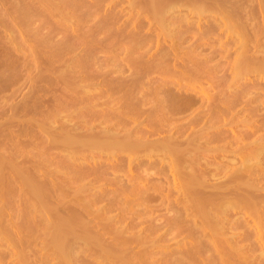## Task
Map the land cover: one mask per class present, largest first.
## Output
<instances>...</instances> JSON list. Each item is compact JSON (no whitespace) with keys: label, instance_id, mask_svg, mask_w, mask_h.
<instances>
[{"label":"rangeland","instance_id":"rangeland-1","mask_svg":"<svg viewBox=\"0 0 264 264\" xmlns=\"http://www.w3.org/2000/svg\"><path fill=\"white\" fill-rule=\"evenodd\" d=\"M150 1L151 0H0V177L3 176L2 178L4 180L0 178V264H64V262L61 263L59 257L53 254L49 249L47 242L50 240L48 238H51L49 236H52L55 227L59 225L57 221L61 220L60 223H62V219H64V221L68 222L69 218L75 221L73 225L77 227V230L73 232L74 229L71 224L70 227H72V229L70 228V230L74 233V237L76 235L78 236L75 237V239L73 235H71L72 233H70L72 236L70 237L72 239L74 238L76 241L67 238L68 241L70 240L68 243H70L71 249H75L76 246L75 251L73 249L71 253H74L75 257L71 255V259L69 260V262H71L68 264H73L74 262V264H127L128 262L131 264H154L155 262V264H205L204 260H206L207 257L206 264H214L212 262L209 263L211 260L213 261L210 255H213V257L215 256L214 262H216V264H222L221 261L224 260L225 262V259L228 264H241V262H244L242 264H250V262H252V264H264V224L261 222L264 220V191H262L264 190V151H261L264 150V148H262L264 146V0H174L175 2L172 1L170 5L173 6L175 4L177 7L171 6V9L167 10L168 13L166 12V15H164L165 12H162V14L161 12H156L151 5L155 0H152L153 2ZM156 2L157 0L155 3ZM170 2L169 0H164L161 4L164 3L163 5H165V3L168 4ZM197 3L199 6L196 5ZM200 3L203 6H201ZM54 4L57 5V7ZM79 5L83 6L80 7ZM85 6L87 8H84ZM148 7L154 12L152 13ZM169 7L170 6H165V8ZM202 7H204V9ZM172 8H174V11ZM175 9H178V11L176 12ZM201 9H203V16L200 13L202 11ZM84 10L86 11L84 12ZM164 11H166V9ZM153 14H155L156 17H160L158 14H161L160 22L162 24L165 22V25L161 26V23L158 22L159 19L156 17L154 18ZM226 16L228 17L226 18ZM162 18L164 19L162 20ZM68 32L71 35H68ZM76 33H78V35ZM128 41L131 42L129 43ZM91 51L94 52L91 53ZM84 53L85 55H82ZM87 60L90 61L87 62ZM253 63L255 65H253ZM153 64H155V67ZM237 64L240 66L239 69H237ZM257 64L263 67L260 68ZM148 65L153 66V71L151 68H148ZM246 65H249L248 67L252 65V70L251 68L245 67ZM156 66L159 67V70L158 68L156 69ZM235 66H237V68ZM163 67L167 69H163ZM160 68L163 70L162 72ZM198 68H201L200 71ZM258 68L260 69L258 70ZM145 70L147 72H145ZM86 72H88V74ZM200 73H202V75ZM200 77H202V79H200ZM51 81H53L52 84L50 83ZM136 82H138V84ZM70 87H72V89ZM81 89L85 91H83L84 93L87 91L90 92L89 94H91V97L87 93V97H85V95L82 96ZM78 90H80V92ZM75 97L76 100L74 99ZM126 102L130 109L126 107L128 106L125 104ZM121 103H123L122 106L126 105V108L121 106L120 111L117 112L122 113L127 110L130 115L134 114L131 115L132 117L129 116L127 111H125L127 113L124 112V114L127 115H122V117L124 116L128 119L123 117L124 120L120 121V114H118V117L117 114L113 116L114 114L112 115L110 112L112 119L105 116H110L109 111L112 109H114L115 112V109L120 107L119 105ZM135 104L138 105L135 110L136 113L132 112L133 110L131 111V109H135ZM159 105L164 108H160ZM157 106L159 107L157 108ZM59 108H62L63 111L59 110ZM123 108L125 109L123 110ZM159 108L160 110L158 111ZM151 109L153 110L152 113H155L153 114V119L150 118L152 116L150 112ZM104 110H108L107 114H105ZM141 110L142 113L140 112ZM155 110L157 111L155 112ZM147 111L150 112L151 115ZM56 112L58 113L56 114ZM103 113L105 115H103ZM55 114L56 116H54ZM156 120L160 122H156ZM188 124L190 125L188 126ZM47 125H49L48 128ZM139 125L141 127L138 130ZM136 126L137 129L135 130H137L138 133L141 132V129L145 130L148 127L149 132L153 129L151 133L147 130L148 133L145 132L144 134V132H142L139 134H144V138L147 137L145 138L146 140H153L152 142H155V144L159 143V146L162 139L169 135L166 139H168L169 145L173 142L176 144V146L174 144L171 145V148H175L174 150L172 149L175 154L170 151L171 148L168 150L169 147H167V145H165V150H163L161 145L160 147L157 146V148L152 146L146 149L143 148L144 146H140V148H143L139 149L140 151L136 149L137 146L135 148L137 152L133 147L132 149H134L133 151L135 153L129 152L132 151V149L129 150L130 148H121L120 150L118 149V155L115 152L117 151L115 148L100 149L102 152L97 151L100 153H97L94 149L93 151L95 152L89 151L88 153V151H86L87 154L83 152V149L82 153L79 154L78 152L81 151L76 149V153L79 155L75 154V152L70 155L71 151L73 152L71 149H75L76 147L70 148L71 151H69V147H62L63 144L60 142L58 143L57 140L58 146H55V137L53 138V134L55 135L56 133L60 137L65 133V130L69 135L70 133L72 135L75 133V135H83L84 138L89 136L88 138L90 139L95 135L93 138L96 139L105 128H110L112 133L113 130L116 129V131H118V129L122 130L121 133H123L124 130L127 132V129L128 131L129 129L134 130ZM53 130L57 132L54 133ZM196 131L199 133V136ZM101 135L103 136V133H101ZM102 136L99 137L102 138ZM195 136L198 137L195 138ZM105 137L103 136V138ZM156 139H159L160 142ZM84 140L89 139L85 138ZM165 140H163V142L167 144ZM185 140H188V142ZM189 140L192 142L190 143ZM179 142L182 146H180ZM253 143L255 146H253ZM190 144H192L194 148H192ZM261 144L263 145L261 146ZM187 145H189V147H191L190 150L194 152H191L189 149H186L187 152H185L186 150H184V148H186ZM252 146H257L256 148L258 149H253ZM260 147L262 148L261 150H259ZM110 149L115 151L113 152L111 150V152H113L111 153ZM252 149L255 153L259 150L260 156H256L259 154L258 151L256 155L253 153L254 155L251 156V159H248L254 167L256 166V169L251 167L252 170H250L248 169L249 166H251L249 163L250 161H245L243 154L249 156L250 151L253 152ZM104 150L106 152L108 151L107 154L110 152L111 157L107 155ZM165 151L168 155H166ZM114 153H116V155H113ZM182 154H184V156H182ZM191 154L194 156L192 157ZM190 158H195L194 160L197 162ZM180 160L183 165L179 162ZM66 162L69 165L66 164ZM185 163H187V165H185ZM246 163L249 164V166ZM175 166L178 167L176 168ZM244 167L250 172H246L247 169L245 170ZM242 168L245 171H243ZM15 170H22L25 172V174L22 171H20V173L18 172L21 175L30 173V176L27 175L31 180L35 179L39 182V185L43 187L41 188L43 190L45 189L47 192L45 193V191H43V193H41L42 197L45 196V198L43 197L42 199L45 205L42 206V203L39 204L41 200L34 201L33 199L35 198L32 199L31 193L26 192L28 191L27 184H25L24 181L23 183L20 182V180L22 181V177L19 179L20 176L19 178L18 174L16 176L17 172L15 173ZM193 171H196V174ZM251 171L252 174L254 172L252 176ZM13 173L15 176H13ZM75 174H77V176ZM255 174L257 175L254 176ZM191 176L192 179L190 180L189 178H191ZM246 177L249 179H244ZM258 177H260V182L257 181ZM186 179H188V182L193 180L192 183L195 188H192L189 184L193 191H191V188L189 189L190 192L184 189L189 187L187 186L188 184H186L188 183ZM240 179L244 181H241L242 184L239 183L240 186L244 185L243 183L252 184V186L250 187V185L247 186L246 184L247 187L242 186L241 189H239L240 191L238 190L239 195L236 193V188L239 186L236 185L240 182ZM252 179L255 181V184ZM183 181L185 183H183ZM256 181L258 185H256ZM38 182L36 183L38 184ZM52 183L54 185L58 184V186L56 185L55 187ZM61 183L64 184L62 185ZM185 184L186 187H184ZM234 185L236 186V190L234 189ZM257 186H259L261 190L256 193V190L259 191ZM9 188L11 189L9 190ZM136 188H138V190ZM242 189H244L243 192ZM62 190L65 193L62 192L61 195ZM232 190L235 193H233ZM245 190H247L248 193H246L247 191ZM193 192L195 195L197 194V196H200L201 200L205 199L204 203L207 202V204L205 203V207L209 208L208 211H210V214H212L213 209H216L214 212H217V206L220 203L219 207L223 209L224 212L221 211V213H218L220 215L225 213L226 215L223 214L224 218L222 219V216L218 218L219 214L217 213L218 216L215 218V213L213 216L216 221L218 218V223L219 219H222L220 223L225 220L228 224L233 223V225L235 222L239 225V222L242 221L239 228H237V231L240 233H235H238L237 237H235L238 240H236L238 245L234 241L235 238L229 243L231 244L233 241V243H235L231 244L233 247L229 245V249H234L236 246H238V249H234L235 251L232 249L234 252L232 254L231 250H228L230 253L228 254L229 257L228 255L227 257H219V254L222 255V250L225 248L224 244L220 247L223 248L221 253L218 255V252L213 253L216 251V247H218L217 251L220 249L219 245H216V247L214 246L215 248L211 246L212 243L209 242L208 237L205 235L206 231L209 232L207 226L205 225L207 229L203 228L204 223L201 219L200 226L199 223H197L199 217L197 216V218L195 217L196 214L194 215L193 211H196L197 208L195 210L193 209L195 206L189 207L193 203L194 205L196 204L194 201L199 200L197 196H195L197 199L192 196L191 193ZM241 193L246 194L243 197ZM187 194L194 198L192 203V199L188 197ZM24 195L26 197H24ZM253 195L258 201L260 199L262 202V204L260 202H258L259 204L257 203L258 205H262L257 207L261 209L260 211L256 210V207L255 210L251 208L254 207L253 205L250 206L251 209L249 211V205L247 206V204L251 201V203H253ZM29 196H31V199ZM240 196L241 200L246 197V202L242 200L245 204L238 199ZM187 198L191 200L188 201ZM235 198L239 201L236 199V201H233L234 204L232 202L231 204L229 201L235 200ZM32 200L36 203L34 204ZM213 202L216 208L214 207L212 209ZM223 202H225L226 205L222 204ZM46 204L47 207L49 206L48 209L45 207ZM237 204L239 205L236 206ZM243 205H246L244 206L245 209L242 207ZM234 209H236V211ZM251 210H254L256 214L258 211V214L255 215L258 219H253L255 213L252 211L254 213L252 214ZM191 213H193V215ZM22 214H24V216ZM189 214H191L192 217ZM260 216H262V218ZM52 217L57 221L54 222ZM214 218L211 217L210 219L212 220ZM227 219H230L231 223H229ZM72 220L70 221L72 222ZM211 220H209V223H211ZM48 221L51 222L49 223L50 226ZM249 221L252 222L250 223ZM257 221L260 224V228H262L260 229L257 225V228H259L261 232L258 233L261 235L255 233L257 232L255 225ZM52 222L57 224H53L54 226H52ZM75 223H77V225ZM227 223H222V225L224 224L227 226ZM224 225L222 230L225 228ZM233 225L232 228L229 227L231 225H228L229 228L226 227L230 231L223 230L226 231L228 237L234 235L232 232H235L234 230L237 226L234 227L233 230ZM201 228H203L204 231H201ZM51 229L52 231H50ZM79 229L82 230L80 231ZM243 229L245 231V234H243L246 236L249 235L248 237H243ZM250 230H255V232H253L254 234L251 232L250 235ZM45 232L47 233L45 234ZM77 232L79 234H77ZM229 232H231V234H229ZM5 233H7V235ZM82 233H84V237ZM85 233L90 235L95 234L96 236L85 235ZM211 233L212 231L209 232V234ZM80 234L82 236L79 238ZM259 236L260 238H258ZM15 237L17 239H15ZM67 237L69 236L67 235ZM240 237H243L244 242L242 239V242L240 241ZM202 241L203 243L206 241V245H210L209 247L207 246L208 248L212 247L215 250L210 248L209 251L206 247L210 253L207 252V250L204 249L206 246L204 244L206 242L202 244ZM218 241L217 243L220 244ZM89 242H94L93 246L91 243L89 244ZM198 242L201 243L199 244ZM96 243L100 244L98 245ZM252 244H254L255 247ZM46 245L48 248H46ZM199 245L200 248L198 247L197 251V246ZM201 246L204 251L201 249ZM239 247H243V249H239ZM199 249L201 250L200 252ZM193 250H195L194 254L192 253ZM211 250L213 251L211 252ZM237 250H244V252L246 253L247 251V253L244 255L243 252V256H241L242 251H240V253L237 252ZM190 252L192 254H190ZM225 252H227V249L224 251L223 255H225ZM234 254H238L240 258ZM133 255L135 258L138 257L139 259H135ZM189 255L192 257L189 258ZM245 256L248 258L249 256L251 257L250 259L247 258L245 261ZM26 257H28V259ZM231 259L233 260L232 263L230 262ZM238 259L242 261L239 263ZM224 262L223 264H226Z\"/></svg>","mask_w":264,"mask_h":264},{"label":"bare ground","instance_id":"bare-ground-1","mask_svg":"<svg viewBox=\"0 0 264 264\" xmlns=\"http://www.w3.org/2000/svg\"><path fill=\"white\" fill-rule=\"evenodd\" d=\"M69 1H70V0H69ZM148 1H149V0H148ZM155 1H156V0H155ZM155 1H154V2H153L152 0L150 1V2H153V4H151L152 7H153V9H154L156 12H158V13L161 12V14H162V12H163V13L165 12L164 15H166L167 10H168V9H169V10L171 9V6H172V5H170V4H172V1L175 2V1H177V0H175V1H174V0H171V2H170V0H169L170 3H168V4L165 3V5H163L164 3L161 4V2H163L164 0H163V1H162V0H161V1H160V0H157V2H159V3H157V2L155 3ZM182 1H183V0H182ZM192 1H193V0H192ZM167 2H168V1H167ZM204 2H205V1H204ZM263 2H264V1H263ZM40 3H41V2H40ZM66 3H67V2H66ZM74 3H75V2H74ZM79 3H80V2H79ZM193 3H194V2H193ZM195 3H196V1H195ZM38 4H39V3H38ZM38 4H37V5H38ZM51 4H52V3H51ZM70 4H71V3H70ZM70 4H69V5H70ZM134 4H135V2H134ZM158 4H159V5H158ZM173 4H174V3H173ZM186 4H187V3H186ZM206 4H207V3H206ZM46 5H48V4H46ZM54 5H55V4H54ZM66 5H67V4H66ZM69 5H68V6H69ZM76 5H77V4H76ZM137 5H138V1H137ZM160 5H161V6H160ZM196 5L199 6L198 3H197ZM196 5H195V6H196ZM200 5H201V3H200ZM20 6H21V4H20ZM35 6H36V5H35ZM55 6L57 7V5H55ZM59 6H60V5H59ZM79 6H80V5H79ZM82 6H83V5H81L80 7H82ZM165 6H170V7H169V8H165ZM173 6H174V7H177L175 4H174ZM173 6H172V7H173ZM195 6H194V7H195ZM201 6H203V5H201ZM205 6H206V5H205ZM208 6H209V5H208ZM49 7H50V5H49ZM76 7H77V6H76ZM38 8H39V7H38ZM54 8H55V7H54ZM54 8H53V10H54ZM77 8H78V7H77ZM84 8H87V7L85 6ZM144 8H145V7H144ZM199 8H200V7H199ZM199 8H197V9H199ZM202 8L204 9V7H202ZM60 9H61V8H60ZM82 9H83V8H82ZM148 9H150V7H148ZM165 9H166V11H164ZM172 9H173V11H174V8H172ZM193 9H194V8H193ZM203 9H201V10H202L201 12L199 11V12L201 13V15H202ZM218 9H219V8H218ZM45 10H47V9H45ZM76 10H77V9H76ZM137 10H138V9H137ZM145 10H146V9H145ZM150 10L152 11V13L154 12L152 9H150ZM220 10H221V9H220ZM85 11H86V10H84V12H85ZM175 11L177 12L178 9H177V10L175 9ZM195 11H196V10H195ZM228 11H229V10H228ZM63 12H64V11H63ZM170 12H171V11H170ZM170 12H169V13H170ZM181 12H182V11H181ZM221 12H222V11H221ZM167 13H168V12H167ZM195 13H196V12H195ZM80 14H81V13H80ZM147 14H148V13H147ZM161 14H158V15L161 17ZM173 14H174V13H173ZM196 14H197V13H196ZM203 14H204V13H203ZM253 14H254V13H253ZM40 15H41V13H40ZM83 15H84V14H83ZM181 15H182V14H181ZM41 16H42V15H41ZM45 16H46V15H45ZM45 16H44V17H45ZM57 16H58V15H57ZM64 16H66V15H64ZM64 16H63V17H64ZM79 16H80V15H79ZM202 16H203V15H202ZM82 17H83V16H82ZM153 17L155 18L156 15L153 14ZM160 17H156V18L159 19L158 22L161 21ZM173 17H174V16H173ZM198 17H199V16H198ZM213 17H214V16H213ZM227 17H228V16H226V18H227ZM202 18H203V17H202ZM47 19H48V18H47ZM83 19H84V18H83ZM163 19H164V18H162V20H163ZM45 20H46V19H45ZM78 20H79V19H78ZM217 20H218V19H217ZM234 20H235V19H234ZM101 21H103V20H101ZM101 21H100V22H101ZM105 21H106V20H105ZM105 21H104V23H105ZM238 21H239V20H238ZM106 22H107V21H106ZM162 22H163V21H162ZM64 23H65V22H64ZM68 23H69V22H68ZM77 23H78V22H77ZM104 23H103V24H104ZM160 23H161V22H160ZM164 23H165V22H163V24L161 23V26H162V25L164 26V25H165ZM166 23H167V22H166ZM235 23H236V22H235ZM235 23H234V24H235ZM51 24H52V23H51ZM59 24H60V23H59ZM69 24H70V23H69ZM82 24H83V23H82ZM167 24H168V23H167ZM238 24H239V23H238ZM238 24H237V26H238ZM100 25H101V24H100ZM68 26H69V25H68ZM79 26H80V23H79ZM210 26H211V25H210ZM244 26H245V25H244ZM71 27H72V26H71ZM77 27H78V26H77ZM81 27H82V26H81ZM102 27H104V26H102ZM106 27H107V26H106ZM157 27H158V26H157ZM211 27H212V26H211ZM62 28H63V27H62ZM78 28H79V27H78ZM238 28H239V27H238ZM239 29H240V28H239ZM65 30H66V29H65ZM96 30H97V28H96ZM106 30H107V29H106ZM171 30H172V29H171ZM66 31H67V30H66ZM92 31H93V30H92ZM238 31H239V30H238ZM246 31H247V30H246ZM263 31H264V30H263ZM239 32H240V31H239ZM83 33H84V32H83ZM94 33H95V32H94ZM161 33H162V32H161ZM66 34H67V33H66ZM76 34L78 35V33H76ZM84 34H85V33H84ZM168 34H169V33H168ZM68 35H71V34H69V32H68ZM68 35H67V36H68ZM90 35H91V34H90ZM135 35H136V34H135ZM242 35H243V34H242ZM246 35H247V34H246ZM83 36H84V35H83ZM92 36H93V34H92ZM92 36H91V37H92ZM132 36H133V34H132ZM137 36H139V35H137ZM243 36H244V35H243ZM253 36H254V35H253ZM74 37H75V36H74ZM91 37H90V38H91ZM133 37H134V36H133ZM139 37H140V36H139ZM147 37H148V35H147ZM149 37H150V35H149ZM238 37H239V36H238ZM254 37H255V36H254ZM256 37H257V35H256ZM86 38H88V37H86ZM90 38H89V39H90ZM92 38H94V37H92ZM92 38H91V39H92ZM134 38H135V37H134ZM235 38H236V37H235ZM252 38H253V37H252ZM81 39H82V38H81ZM143 39H144V38H143ZM79 40H80V39H79ZM110 40H111V39H110ZM138 40H139V39H138ZM178 40H179V39H178ZM246 40H248V39H246ZM64 41H65V40H64ZM69 41H70V40H69ZM82 41H83V40H82ZM91 41H92V40H91ZM141 41H142V40H141ZM128 42H129V41H128ZM130 42H131V41H130ZM130 42H129V43H130ZM139 42H140V41H139ZM171 42H172V41H171ZM61 43H62V42H61ZM61 43H60V44H61ZM132 43H133V42H132ZM110 44H111V43H110ZM64 45H65V44H64ZM69 45H70V44H69ZM130 45H131V44H130ZM139 46H140V45H139ZM63 47H64V46H63ZM91 47H92V46H91ZM102 47H103V46H102ZM245 47H246V46H245ZM36 48H37V47H36ZM85 48H86V47H85ZM127 48H128V47H127ZM129 48H130V47H129ZM74 49H75V48H74ZM135 49H136V48H135ZM177 49H178V48H177ZM59 50H60V49H59ZM66 50H67V49H66ZM87 51H88V50H87ZM163 51H164V50H163ZM172 51H173V50H172ZM190 51H191V50H190ZM54 52H55V51H54ZM88 52H89V51H88ZM93 52H94V51H93ZM93 52L91 51V53H93ZM60 53H61V52H60ZM192 53H193V52H192ZM87 54H88V53H87ZM89 54H90V52H89ZM82 55H85V53L82 54ZM158 55H159V54H158ZM187 55H188V54H187ZM86 56H87V55H86ZM140 56H141V55H140ZM164 56H165V55H164ZM164 56H163V57H164ZM191 56H192V55H191ZM243 57H244V56H243ZM82 58H83V57H82ZM161 58H162V57H161ZM246 58H247V57H246ZM166 59H167V58H166ZM76 60H77V59H76ZM128 60H129V59H128ZM160 60H161V59H160ZM88 61H90V60H87V62H88ZM147 61H148V60H147ZM165 61H166V60H165ZM203 61H204V60H203ZM242 61H243V60H242ZM134 62H135V61H134ZM137 62H138V61H137ZM200 62H201V61H200ZM204 62H205V61H204ZM247 62H248V61H247ZM253 62H254V61H253ZM152 63H153V62H152ZM156 63H157V64H160V63H158V62H156ZM156 63H155V64H156ZM201 63H203V62H201ZM256 63H258V62H256ZM72 64H73V63H72ZM86 64H87V63H86ZM134 64H135V63H134ZM155 64H153V66H154ZM157 64H156V65H157ZM164 64H165V63H164ZM197 64H198V63H197ZM247 64H248V63H247ZM249 64H250V62H249ZM251 64H252V62H251ZM135 65H136V64H135ZM149 65H151V64H149ZM149 65H148V68H151V70L153 71V69H152L153 66H149ZM207 65H208V64H207ZM253 65H255V64L253 63ZM257 65L259 66V64H257ZM78 66H79V65H78ZM146 66H147V65H146ZM158 66H161V65H158ZM158 66H156V69L158 68V70H159V67H158ZM237 66H238V64H237ZM237 66H235V67L237 68ZM242 66H243V65H242ZM248 66H249V65H248ZM248 66L246 65L245 67H248ZM251 66H252V65H251ZM251 66L248 67V68L250 69ZM80 67H81V66H80ZM84 67H85V66H84ZM154 67H155V66H154ZM165 67H167V66H165ZM165 67H163V69H164ZM168 67H169V66H168ZM188 67H189V66H188ZM214 67H215V66H214ZM239 67H240V66H238L237 69H239ZM245 67H244V69H245ZM252 67H253V66H252ZM259 67H260V66H259ZM262 67H263V66H262ZM262 67H260V68H262ZM75 68H76V67H75ZM87 68H88V65H87ZM136 68H137V67H136ZM139 68H140V67H139ZM161 68H162V67H161ZM161 68H160V70H161ZM204 68H205V67H204ZM260 68H258V70H259ZM263 68H264V67H263ZM133 69H134V68H133ZM165 69H167V68H165ZM196 69H197V68H196ZM198 69H199V71H200L201 68H198ZM237 69H235V70H237ZM249 69H248V70H249ZM84 70H85V69H84ZM142 70H143V68H142ZM169 70H171V69H169ZM179 70H180V69H179ZM179 70H178V71H179ZM251 70H252V68H251ZM254 70H256V69H254ZM71 71H72V69H71ZM82 71H83V70H82ZM143 71H144V70H143ZM162 71H163V70H161V72H162ZM237 71H238V70H237ZM243 71H244V70H243ZM88 72H89V71H88ZM88 72H86V73L88 74ZM137 72H138V71H137ZM145 72H147V71L145 70ZM181 73H182V71H181ZM192 73H193V72H192ZM192 73H191V74H192ZM234 73H235V72H234ZM240 73H241V72H240ZM75 74H76V73H75ZM89 74H90V73H89ZM142 74H143V73H142ZM159 74H160V73H159ZM186 74H188V73H186ZM200 74L202 75V73H200ZM91 75H92V73H91ZM91 75H90V76H91ZM135 75H136V74H135ZM138 75H139V74H138ZM140 75H141V73H140ZM140 75H139V76H140ZM183 75H184V74H183ZM204 75H205V74H204ZM210 75H211V74H210ZM210 75H209V76H210ZM239 75H240V74H239ZM145 76H146V75H145ZM192 76H193V75H192ZM52 77H53V76H52ZM180 77H181V76H180ZM183 77H184V76H183ZM187 77H188V76H187ZM206 77H207V76H206ZM140 78H141V77H140ZM142 78H143V77H142ZM159 78H160V77H159ZM192 78H193V77H192ZM192 78H191V81H192ZM247 78H248V77H247ZM59 79H60V78H59ZM155 79H156V78H155ZM198 79H199V78H198ZM200 79H202V77H200ZM241 79H242V78H241ZM78 80H80V79H78ZM78 80H77V82H78ZM129 80H131V79H129ZM184 80H185V79H184ZM239 80H240V78H239ZM255 80H256V79H255ZM53 81H54V80H53ZM53 81H51L50 83L52 84ZM62 81H63V80H62ZM66 81H67V80H66ZM80 81H81V80H80ZM119 81H120V80H119ZM132 81H133V79H132ZM135 81H136V80H135ZM137 81H138V80H137ZM149 81H150V80H149ZM158 81H159V80H158ZM202 81H203V80H202ZM58 82H59V81H58ZM77 82H76V83H77ZM81 82H82V81H81ZM114 82H115V81H114ZM116 82H117V81H116ZM121 82H122V81H121ZM123 82H124V81H123ZM130 82H131V81H130ZM138 82H140V81H138ZM138 82H136V83L138 84ZM155 82H156V81H155ZM167 82H168V81H167ZM133 83H134V81H133ZM136 83H135V84H136ZM140 83H141V82H140ZM217 83H218V82H217ZM65 84H66V83H65ZM125 84H126V83H125ZM152 84H153V83H152ZM162 84H163V82H162ZM192 84H193V83H192ZM119 85H120V84H119ZM153 85H154V84H153ZM175 85H176V84H175ZM215 85H216V84H215ZM235 85H237V84H235ZM256 85H257V84H256ZM260 85H261V83H260ZM66 86H67V85H66ZM78 86H79V85H78ZM108 86H109V85H108ZM111 86H112V85H111ZM122 86H123V85H122ZM182 86H183V85H182ZM244 86H245V85H244ZM129 87H130V86H129ZM134 87H135V86H134ZM200 87H201V86H200ZM70 88L72 89V87H70ZM196 88H197V87H196ZM233 88H234V87H233ZM212 89H213V88H212ZM248 89H249V88H248ZM248 89H247V90H248ZM66 90H67V89H66ZM141 90H142V89H141ZM158 90H159V89H158ZM194 90H195V89H194ZM222 90H223V89H222ZM78 91L80 92V90H78ZM78 91H77V92H78ZM81 91H82V89H81ZM83 91H84V90H83ZM83 91H82V94H81V95H82V96L85 95V97H87V94L90 93V92L87 91V92H86L87 94H86V93H84L85 91H84V92H83ZM160 91H162V90H160ZM160 91H159V92H160ZM203 91H204V90H203ZM72 92H73V91H72ZM132 92H133V91H132ZM145 92H146V90H145ZM159 92H158V93H159ZM234 92H235V91H234ZM75 93H76V92H75ZM239 93H240V92H239ZM243 93H244V92H243ZM249 93H250V92H249ZM145 94H146V93H145ZM204 94H205V93H204ZM225 94H226V93H225ZM77 95H79V94H77ZM81 95H80V96H81ZM90 95H91V94H89V96H90ZM123 95H124V94H123ZM221 95H222V93H221ZM221 95H220V96H221ZM60 96H62V95H60ZM75 96H76V95H75ZM89 96H88V97H89ZM202 96H203V95H202ZM210 96H211V95H210ZM235 96H236V95H235ZM76 97H77V96H76ZM76 97L74 98L75 100H76ZM90 97H91V96H90ZM147 97H148V96H147ZM213 97H215V96H213ZM58 98H59V96H58ZM58 98H57V99H58ZM77 98H78V97H77ZM128 98H129V97H128ZM131 98H132V97H131ZM134 98H135V97H134ZM215 98H217V97H215ZM83 99H84V98H83ZM146 99H147V98H146ZM146 99H145V100H146ZM207 99H208V98H207ZM227 99H228V98H227ZM232 99H233V98H232ZM81 100H82V99H81ZM115 100H116V99H115ZM126 100H127V98H126ZM131 100H132V99H131ZM134 100H136V99H134ZM230 100H231V99H230ZM235 100H236V99H235ZM140 101H141V100H140ZM142 101H143V100H142ZM151 101H152V100H151ZM232 101H233V100H232ZM58 102H59V101H58ZM62 102H63V99H62ZM76 102H77V101H76ZM112 102H114V101H112ZM124 102H125V101H124ZM133 102H134V101H133ZM157 102H158V101H157ZM213 102H214V101H213ZM70 103H71V102H70ZM72 103H73V102H72ZM115 103H116V102H115ZM150 103H151V102H150ZM161 103H162V101H161ZM214 103H216V102H214ZM217 103H218V102H217ZM109 104H111V103H109ZM122 104H123V103H121V104L119 105L120 107H117V108L115 109V110H116L115 112H114V109H112L113 111L109 109V110H110V111H109V114H110V112H111L112 115L114 114L113 116H116L115 114H117V115L120 114V117H121V118L119 119V121H120V120H124L125 117L123 116V117H124V118H123L122 115H127V114H124V112L127 111V110H125L124 112H122L123 114H122V113H118V112L120 111V108H121ZM125 104L128 105L127 102H126ZM129 104H130V103H129ZM136 104H137V103H136ZM136 104H135V106H136L135 109H134V108L131 109V111L133 110L132 112H134V113H136L135 110H136V108H137V106H138V105H136ZM153 104H154V103H153ZM166 104H167V103H166ZM231 104H232V103H231ZM57 105H58V104H57ZM65 105H66V104H65ZM68 105H69V104H68ZM126 105H125V106H126ZM131 105H132V104H131ZM131 105H130V106H131ZM155 105H156V103H155ZM164 105H165V104H164ZM219 105H220V104H219ZM227 105H228V104H227ZM61 106H62V103H61ZM61 106H60V107H61ZM125 106H122V107H125ZM133 106H134V105H133ZM159 106H160V105H159ZM159 106H157V108H158ZM162 106H163V105H162ZM229 106H230V105H229ZM56 107H57V106H56ZM58 107H59V106H58ZM65 107H66V106H65ZM68 107H69V106H68ZM112 107H113V106H112ZM126 107L129 108V105L126 106ZM126 107H125V108H126ZM131 107H132V106H131ZM139 107H140V106H139ZM150 107H151V106H150ZM109 108H110V107H109ZM118 108H119V110H118ZM125 108H123V110H124ZM128 108H127V109H128ZM140 108H141V107H140ZM146 108H147V107H146ZM153 108H154V107H153ZM160 108L163 109L164 107H161V106H160ZM160 108L158 109V111L160 110ZM233 108H234V107H233ZM37 109H38V108H37ZM129 109H130V108H129ZM155 109H156V107H155ZM162 109H161V110H162ZM206 109H207V107H206ZM211 109H212V107H211ZM211 109H210V110H211ZM224 109H225V108H224ZM228 109H229V108H228ZM230 109H231V108H230ZM253 109H254V108H253ZM59 110L63 111L62 108H61V109L59 108ZM68 110H69V109H68ZM123 110H121V111H123ZM142 110H143V109H142ZM142 110L140 111L141 113H142ZM165 110H166V109H165ZM210 110H209V111H210ZM212 110H213V109H212ZM243 110H244V109H243ZM53 111H54V110H53ZM53 111H52V113H53ZM64 111H65V109H64ZM82 111H83V110H82ZM101 111H102V110H101ZM104 111H105V110H104ZM107 111H108V110L105 111V114H107ZM117 111H118V112H117ZM129 111H130V110H129ZM138 111H139V109H138ZM144 111H145V110H144ZM144 111H143V112H144ZM156 111H157V110H155V112H156ZM202 111H203V110H202ZM207 111H208V110H207ZM54 112H55V111H54ZM116 112H117V113H116ZM127 112H128V111H127ZM127 112H125V113H127ZM132 112H131V113H132ZM145 112H146V111H145ZM145 112H144V113H145ZM147 112H148V111H147ZM150 112H151V114H152L151 117H150V115H151ZM150 112H148L150 115H149L148 113H147V115H149V117L152 118V117H153V114H155V113H152V112H153L152 109L150 110ZM163 112H164V111H163ZM203 112H204V111H203ZM228 112H229V111H228ZM38 113H39V112H38ZM48 113H49V112H48ZM57 113H58V112H56V114H57ZM76 113H77V112H76ZM141 113H140V114H141ZM206 113H207V112H206ZM210 113H211V112H210ZM42 114H43V113H42ZM56 114H55L54 116H56ZM77 114H78V113H77ZM81 114H82V113H81ZM100 114H101V113H100ZM105 114L103 113V115H105ZM128 114H129L130 117H132L131 115H134V114H131V115H130L129 112H128ZM138 114H139V113H138ZM160 114H161V112H160ZM166 114H167V113H166ZM166 114H165V115H166ZM239 114H240V113H239ZM241 114H242V113H241ZM48 115H49V114H48ZM59 115H60V113H59ZM75 115H76V114H75ZM112 115L110 114V116H109V115H105V116H106V117L108 116V118H109V117L111 118ZM208 115H209V114H208ZM72 116H73V115H72ZM72 116H71V117H72ZM105 116H104V117H105ZM145 116H146V115H145ZM156 116H158V115H156ZM196 116H197V115H196ZM236 116H237V115H236ZM118 117H119V115H118ZM143 117H144V116H143ZM146 117H147V116H146ZM154 117H155V116H154ZM237 117H238V116H237ZM49 118H50V117H49ZM58 118H59V117H58ZM68 118H69V117H68ZM110 118H109V119H110ZM133 118H134V117H133ZM136 118H137V117H136ZM155 118H156V117H155ZM157 118H160V117H157ZM204 118H205V117H204ZM208 118H209V117H208ZM111 119H112V118H111ZM125 119H128V118L126 117ZM129 119H130V118H129ZM138 119H139V118H138ZM152 119H153V118H152ZM160 119H161V118H160ZM168 119H169V118H168ZM213 119H214V118H213ZM199 120H200V119H199ZM143 121H144V120H143ZM150 121H152V120H150ZM153 121H154V120H153ZM157 121H159V120H156V122H157ZM173 121H174V120H173ZM212 121H214V120H212ZM245 121H246V120H245ZM129 122H130V120H129ZM159 122H160V121H159ZM164 122H165V121H164ZM167 122H169V121H167ZM170 122H171V121H170ZM174 122H175V121H174ZM201 122H202V121H201ZM206 122H207V121H206ZM46 123H47V122H46ZM46 123H45V124H46ZM122 123H124V122H122ZM125 123H126V122H125ZM172 123H173V122H172ZM187 123H188V122H187ZM210 123H212V122H210ZM119 124H120V123H119ZM190 124H191V123H190ZM190 124H188V126H189ZM248 124H249V123H248ZM34 125H35V124H34ZM65 125H66V124H65ZM149 125H150V124H149ZM178 125H179V124H178ZM208 125H210V124H208ZM227 125H228V124H227ZM48 126H49V125H47V128H48ZM122 126H123V125H122ZM161 126H162V125H161ZM179 126H180V125H179ZM248 126H249V125H248ZM33 127H34V126H33ZM33 127H32V128H33ZM36 127H37V126H36ZM111 127H112V126H111ZM133 127H134V126H133ZM140 127H141V126L139 125L138 130L140 129ZM143 127H145V126H143ZM230 127H231V126H230ZM61 128H62V127H61ZM67 128H68V127H67ZM123 128H124V127H123ZM148 128H149V127H148ZM148 128H146L145 130H142V129H141V132H139V133H142V132H144V134H145V132L148 133V132H149ZM188 128H189V127H188ZM231 128H232V127H231ZM65 129H66V128H65ZM121 129H122V128H121ZM135 129H137V126H136V128H134V130H132V129L130 130V129H129V131H128V129H127V132H126V130H124L123 133H121L122 130H119V129H118V131H116V130H117V129H116V130H113V133H112L110 128H105L103 132L100 131L101 133H103V136H104V137L107 135L105 138H103V136H102L101 133H100V134L98 135V137H96V139L93 138L95 135H94L91 139L88 138L89 136L85 137V138H87V139H89V140H84L85 138L83 137V135H78V134L75 135V133H74V135H72L71 133H70V135H69L68 133H66L67 131H65V130H64V132H65L64 134H67V135H64V134L61 133L62 136H60V137H61V139H60L59 135L55 133V132H57V131H56V130H53V132L55 133V135L53 134V138L55 137V139H54L55 142H56V140H57L58 143L60 142L61 144H63L62 147H67V148L69 147V148H68L69 151L73 150V152L71 151V154H70V155H72V153L74 154V152H75V154H77V153H76L77 150H78V151H81V152H78L79 154H81V153H82V149H83V152H85V154H87L86 151H88V153H89V151L91 152V151H93V150L95 149L96 152H97V151H100V149L102 150V149H104V148H108V149H109V148H115V150H117V151L110 149V152H111V150H112L113 152L115 151V152L117 153V155H118V153H119L118 149L120 150L121 148H130L129 150H131L133 147H134V149H135V148L138 146L136 149L139 150V149H143V148H144V149H146V148H150V147H152V146H155V147L157 148V146H159V143H158V144H155V142H152L153 140H152V141L150 140L151 142L148 141V140H146L145 138H147V137L144 138V134L140 135V134L138 133V131L135 130ZM151 129H152V128H151ZM157 129H158V128H157ZM252 129H253V128H252ZM28 130H29V129H28ZM36 130H37V129H36ZM61 130H62V129H61ZM66 130H67V129H66ZM147 130H148V132H147ZM152 130H153V129H152ZM152 130H151V132H152ZM165 130H166V129H165ZM169 130H170V129H169ZM33 132H34V130H33ZM46 132H47V130H46ZM50 132H51V129H50ZM58 132H59V131H58ZM90 132H91V130H90ZM151 132H149V133H151ZM155 132H156V131H155ZM185 132H186V131H185ZM196 132H197V131H196ZM210 132H211V131H210ZM251 132H252V131H251ZM92 133H93V132H92ZM92 133H91V134H92ZM153 133H154V132H153ZM153 133H152V134H153ZM197 133H198V132H197ZM201 133H202V132H201ZM201 133H200V134H201ZM243 133H244V132H243ZM87 134H88V133H87ZM109 134H110V136H109ZM154 134H156V133H154ZM168 134H169V133H168ZM183 134H184V133H183ZM190 134L192 135L191 132H190ZM190 134H189V135H190ZM193 134H194V133H193ZM202 134H204V133H202ZM214 134H215V133H214ZM31 135H32V134H31ZM33 135H34V134H33ZM85 135H86V133H85ZM88 135H89V134H88ZM92 135H93V134H92ZM148 135H149V134H148ZM170 135H171V134H170ZM195 135H196V134H195ZM209 135H210V134H209ZM226 135H227V134H226ZM232 135H233V134H232ZM244 135H245V134H244ZM57 136H58L59 138H58ZM99 136H102V138L99 137ZM108 136H109V137H108ZM146 136H147V134H146ZM151 136H152V135H151ZM168 136H169V135H168ZM168 136H166V138H168ZM171 136H172V135H171ZM198 136H199V133H198ZM198 136H195V138L198 137ZM200 136H201V135H200ZM203 136H204V135H203ZM207 136H208V135H207ZM222 136H223V135H222ZM227 136H228V135H227ZM227 136H226V137H227ZM240 136H241V134H240ZM188 137H192V136H188ZM224 137H225V136H224ZM232 137H233V136H232ZM53 138H52V139H53ZM80 138H81V139H80ZM83 138H84V139H83ZM164 138H165V137H164ZM164 138L162 139V142H161V143H163V144L160 143V146L162 145L163 150H165V149H166V146H165V145H167V147H169V148H168V150H169V149L171 148V145L174 144V142H173V140H172L173 143L171 142L172 144L170 143L171 145H169V143H168V141H167L168 139L165 138V139H166V140H165ZM169 138H171V137H169ZM176 138H177V137H176ZM193 138H194V137H193ZM205 138H206V137H205ZM42 139H43V138H42ZM47 139H48V138H47ZM52 139H51V140H52ZM59 139H60V141H59ZM97 139H98V140H97ZM225 139H226V138H225ZM243 139H244V138H243ZM156 140H157V139H156ZM160 140H161V138H160ZM160 140L158 139L157 141L160 142ZM163 140H165V142L167 141V142H166L167 144H165V143L163 142ZM192 140H194V139H192ZM245 140H246V139H245ZM44 141H45V140H44ZM52 141H53V140H52ZM170 141H171V139H170ZM185 141L188 142V140H185ZM189 141H190V140H189ZM227 141H228V140H227ZM46 142H47V141H46ZM191 142H192V141H190V143H191ZM195 142H196V141H195ZM205 142H206V140H205ZM239 142H240V141H239ZM243 142H244V141H243ZM179 143H180V142H179ZM184 143H185V142H184ZM254 143H255V142H254ZM254 143H253V144H254ZM38 144H39V143H38ZM54 144H55V143H54ZM54 144H53V146H54ZM186 144H187V143H186ZM199 144H200V143H199ZM201 144H202V143H201ZM46 145H47V143H46ZM49 145H50V144H49ZM49 145H48V146H49ZM59 145H60V144H59ZM174 145L176 146V144H174ZM184 145H185V144H184ZM230 145H231V144H230ZM234 145H235V144H234ZM262 145H263V144H261V146H262ZM55 146H58V145H57V142H56V145H55ZM55 146H54V147H55ZM77 146H78V147H77ZM140 146H142V147L144 146V147H143V148H142V147L140 148ZM160 146H159V147H160ZM180 146H182L181 143H180ZM180 146H179V147H180ZM187 146H188V147H187ZM187 146H186V148H184V150H186V149H189V150H190L191 147H192L193 145L190 144L191 147H189V145H187ZM232 146H233V145H232ZM253 146H255V144H254ZM253 146H252V147H253ZM257 146H259V145H257ZM257 146H256V147H257ZM42 147H43V146H42ZM42 147H41V148H42ZM46 147H47V146H46ZM74 147H76V148L70 150V148H74ZM116 147H117V149H116ZM184 147H185V146H184ZM241 147H242V146H241ZM243 147H244V146H243ZM252 147H251V148H252ZM256 147H253V149H254V148H255V149H258V148H256ZM192 148H194V147H192ZM197 148H199V147H197ZM202 148H203V146H202ZM245 148H246V147H245ZM262 148H264V146H263ZM262 148L260 147L259 150H261ZM59 149H60V148H59ZM68 149H67V150H68ZM76 149H77V150H76ZM80 149H81V150H80ZM87 149H88V150H87ZM90 149H91V150H90ZM134 149H132V151H129V152H134V151H133ZM136 149H135V151L137 152ZM152 149H153V148H152ZM172 149L174 150L175 148H171V149H170V151L173 152ZM253 149H252L253 152L250 151V153H252V154H250V153L248 152V153H249V156H248L247 154H246V156H245V154H243V155H244V159H245V161H250V160H248V159H249V158L251 159V156H253L254 154L256 155V154L258 153L259 150L257 151V153H255ZM155 150H157V149H155ZM201 150H202V149H201ZM45 151H46V150H45ZM104 151H105V150H104ZM122 151H123V149H122ZM139 151H140V150H139ZM141 151H142V150H141ZM160 151H161V149H160ZM175 151H176V150H175ZM178 151H180V150H178ZM178 151H177V152H178ZM190 151H191V150H190ZM203 151H204V150H203ZM245 151H246V150H245ZM255 151H256V150H255ZM261 151H264V150H261ZM38 152H39V151H38ZM93 152H95V151H93ZM93 152H92V153H93ZM100 152H102V151H100ZM100 152H97V153H100ZM105 152H106V151H105ZM105 152H104V153H105ZM107 152H108V151H107ZM107 152H106V154H107ZM110 152H109L107 155H110V157H111V153H113V152H111V153H110ZM125 152H126V150H125ZM156 152H157V151H156ZM163 152H164V151H163ZM181 152H182V150H181ZM185 152H187V150H186ZM188 152H189V151H188ZM191 152H194V151H191ZM116 153H114L113 155H116ZM120 153H122V152H120ZM134 153H135V152H134ZM165 153H166V151H165ZM165 153H164V154H165ZM173 153H174V152H173ZM204 153H205V152H204ZM206 153H207V151H206ZM243 153H244V152H243ZM253 153H254V154H253ZM261 153H262V152H261ZM263 153H264V152H263ZM263 153H262V154H263ZM68 154H69V153H68ZM79 154H77V155H79ZM85 154H84V155H85ZM102 154H103V153H102ZM122 154H123V153H122ZM174 154H175V153H174ZM174 154H173V155H174ZM196 154H197V153H196ZM262 154H261V155H262ZM40 155H41V154H40ZM44 155H45V154H44ZM82 155H83V154H82ZM107 155H106V156H107ZM135 155H136V154H135ZM166 155H168V154L166 153ZM189 155H190V154H189ZM191 155H192V154H191ZM258 155L260 156V151H259V154H257L256 156H258ZM4 156H5V155H4ZM88 156H89V155H88ZM103 156H104V155H103ZM119 156H120V155H119ZM162 156H163V155H162ZM182 156H184V154H182ZM193 156H194V155H192V157H193ZM228 156H229V155H228ZM91 157H92V156H91ZM177 157H179V156H177ZM185 157H186V156H185ZM187 157H188V156H187ZM189 157H190V156H189ZM198 157H199V156H198ZM239 157H240V156H239ZM6 158H7V157H6ZM78 158H79V157H78ZM150 158H151V157H150ZM175 158H176V157H175ZM183 158H184V157H183ZM71 159H72V158H71ZM131 159H132V158H131ZM171 159H172V158H171ZM177 159H178V158H177ZM179 159H180V158H179ZM190 159L194 160L195 158H194V159H193V158H190ZM199 159H200V158H199ZM205 159H206V158H205ZM242 159H243V156H242ZM259 159H260V158H259ZM10 160H11V159H10ZM156 160H157V159H156ZM175 160H176V159H175ZM186 160H187V159H186ZM206 160H207V159H206ZM74 161H75V160H74ZM159 161H160V160H159ZM187 161H188V160H187ZM194 161H196V160H194ZM194 161H193V163H194ZM198 161H199V160H198ZM208 161H209V160H208ZM243 161H244V160H243ZM245 161H244V162H245ZM7 162H8V160H7ZM60 162H61V161H60ZM67 162H68V161H67ZM67 162H66V164L69 163V162H68V163H67ZM118 162H119V161H118ZM120 162H122V161H120ZM179 162L181 163V160H180ZM179 162H178V163H179ZM196 162H197V161H196ZM196 162H195V163H196ZM244 162H243V163H244ZM252 162H253V161H252ZM1 163H2V161H1ZM3 163H4V162H3ZM8 163H9V162H8ZM37 163H39V162H37ZM199 163H200V162H199ZM247 163H248V162H247ZM247 163H246V164H247ZM249 163L251 164V166H249V164H247V165L249 166L248 169L252 170L251 167H253V168L256 167V166L254 167V166L252 165L251 161H250ZM256 163H257V162H256ZM256 163H255V164H256ZM174 164H175V163H174ZM181 164H182V163H181ZM196 164H197V163H196ZM64 165H65V164H64ZM68 165H69V164H68ZM119 165H120V164H119ZM122 165H123V164H122ZM163 165H164V164H163ZM182 165H183V164H182ZM185 165H187V163H185ZM192 165H193V164H192ZM211 165H212V164H211ZM35 166H37V165H35ZM58 166H59V165H58ZM120 166H121V165H120ZM151 166H152V165H151ZM226 166H227V165H226ZM19 167H20V166H19ZM70 167H71V166H70ZM78 167H79V166H78ZM80 167H81V166H80ZM86 167H87V166H86ZM118 167H119V166H118ZM146 167H147V166H146ZM175 167H176V166H175ZM177 167H178V166H177ZM177 167H176V168H177ZM242 167H243V166H242ZM91 168H92V167H91ZM93 168H94V167H93ZM113 168H114V167H113ZM120 168H121V167H120ZM129 168H130V166H129ZM139 168H140V167H139ZM147 168H148V167H147ZM262 168H263V167H262ZM14 169H15V168H14ZM19 169H20V168H19ZM89 169H90V168H89ZM122 169H123V168H122ZM159 169H160V168H159ZM178 169H179V168H178ZM178 169H177V170H178ZM210 169H211V168H210ZM230 169H231V168H230ZM238 169H239V168H238ZM244 169L246 170L247 168L244 167ZM248 169L246 170V172L248 171ZM255 169H256V168H255ZM258 169H259V167H258ZM70 170H74V169H70ZM75 170H76V169H75ZM83 170H84V169H83ZM85 170H86V169H85ZM98 170H99V169H98ZM100 170H101V169H100ZM119 170H120V169H119ZM123 170H124V169H123ZM242 170H243V168H242ZM245 170H243V171H245ZM20 171H22V170H20ZM20 171L15 170V173L17 172V173H16V176H17V174H18V178H19V176H20L19 179H21V177H22V181L20 180V182L23 183V181H24L25 184H27V186H28V187H27V188H28V191H26V192H27V193H31L32 199L35 198V199H33L34 201H36V200H37V201H38V200H41V202H40L39 204L42 203V204H41L42 206L45 205V204L43 203V200H42L43 197L45 198V196L42 197V194H41V193H43V191H45V189H44V190L42 189L43 187L39 185V182H38L37 180H35V179H32V180H31V178L29 177V176H30V173H29V174L26 173V175H27V174L29 175V176L27 175V177H26V175H24L25 172L22 171V172H24V174L21 175V174H19ZM94 171H95V170H94ZM137 171H138V170H137ZM259 171H261V170H259ZM5 172H6V171H5ZM18 172H19V173H18ZM22 172H21V173H22ZM68 172H69V171H68ZM82 172H83V171H82ZM84 172H85V171H84ZM92 172H93V171H92ZM92 172H91V173H92ZM95 172H96V171H95ZM146 172H147V171H146ZM193 172H194V171H193ZM238 172H239V170H238ZM240 172H241V171H240ZM248 172H250V171H248ZM257 172H258V171H257ZM2 173H3V172H2ZM194 173L196 174V171H195ZM7 174H8V173H7ZM7 174H6V175H7ZM10 174H11V173H10ZM10 174H9V175H10ZM13 174H14V173H13ZM86 174H87V172H86ZM97 174H98V173H97ZM97 174H96V175H97ZM101 174H102V173H101ZM131 174H132V173H131ZM134 174H135V173H134ZM192 174H193V173H192ZM195 174H193V175H195ZM208 174H209V173H208ZM210 174H211V173H210ZM239 174H240V173H239ZM244 174H245V173H244ZM244 174H243V175H244ZM253 174H254V172H253ZM253 174H252V171H251V176H252ZM258 174H259V173H258ZM263 174H264V173H263ZM75 175L77 176V174H75ZM188 175H189V174H188ZM256 175H257V174H255L254 176H256ZM0 176H1V174H0ZM13 176H15V174H14ZM23 176H24V177H23ZM68 176H69V175H68ZM72 176H73V175H72ZM76 176H75V177H76ZM138 176H139V175H138ZM140 176H141V175H140ZM236 176H237V175H236ZM239 176H240V175H239ZM2 177H3V176H2ZM2 177H0V178H2ZM7 177H8V175H7ZM52 177H53V176H52ZM73 177H74V176H73ZM130 177H131V176H130ZM194 177H195V176H194ZM196 177H197V176H196ZM228 177H229V176H228ZM231 177H233V176H231ZM231 177H230V178H231ZM247 177H248V176H247ZM247 177L244 178V179H249V178H247ZM262 177H263V176H262ZM10 178H11V177H10ZM12 178H13V177H12ZM18 178H17V179H18ZM49 178H50V177H49ZM134 178H135V177H134ZM188 178H189V177H188ZM202 178H203V177H202ZM259 178H260V177L257 178V179H258L257 181H259ZM105 179H106V177H105ZM115 179H116V178H115ZM189 179L191 180V179H192V176H191V178H189ZM235 179H236V178H235ZM250 179H251V178H250ZM2 180H3V178H2ZM7 180H8V179H7ZM11 180H12V179H11ZM33 180H34V181H33ZM110 180H111V179H110ZM148 180H149V179H148ZM186 180H187L186 182H188V179H186ZM198 180H199V179H198ZM205 180H206V179H205ZM254 180H255V179H254ZM0 181H1V180H0ZM3 181H4V180H3ZM17 181H18V180H17ZM35 181L38 182V184H37ZM52 181H53V180H52ZM76 181H77V180H76ZM192 181H193V180H192ZM192 181H190V182H188V183H186V184H188L187 186H189V184H190V186H192V188H195V187L193 186L194 184L192 183ZM232 181H233V180H232ZM241 181H242V180L240 179V182H238V184L236 185V186H239V187L236 188V186L234 185V186H235L234 189H235V188L237 189V190L235 189V190H236V193H238V192L240 191L239 189H241L242 186H246V185H247V186L250 185V187L252 186V184H246V183H243L244 185H241V186H240L239 183H241ZM252 181H253V179H252ZM257 181H256V185H258V184H257ZM11 182H13V181H11ZM68 182H69V181H68ZM116 182H117V181H116ZM242 182H244V181H242ZM248 182H249V181H248ZM248 182H247V183H248ZM259 182H260V181H259ZM50 183H51V182H50ZM110 183H111V182H110ZM183 183H185V182L183 181ZM222 183H223V182H222ZM251 183H252V182H251ZM253 183L255 184V181H253ZM0 184H1V183H0ZM5 184H6V183H5ZM8 184H9V183H8ZM20 184H21V183H20ZM61 184H62V183H61ZM63 184H64V183H63ZM63 184H62V185H63ZM120 184H121V183H120ZM186 184H185L184 187H186ZM191 184H192V185H191ZM241 184H242V183H241ZM245 184H246V185H245ZM3 185H4V184H3ZM41 185H42V184H41ZM52 185H54V184L52 183ZM56 185L58 186V184H56ZM56 185H54V186L56 187ZM65 185H66V184H65ZM219 185H220V184H219ZM260 185H261V184H260ZM7 186H8V185H7ZM11 186H12V185H11ZM23 186H24V185H23ZM190 186H189V187H186V188H184V189H185V190H186V189L189 190V189L191 188ZM247 186H246V187H247ZM253 186H255V185H253ZM261 186H262V185H261ZM41 187H42V188H41ZM52 187H53V186H52ZM78 187H79V186H78ZM182 187H183V186H182ZM196 187H197V186H196ZM228 187H229V186H228ZM17 188H18V187H17ZM46 188H47V187H46ZM63 188H64V187H63ZM69 188H70V187H69ZM192 188H191V189H192ZM231 188H232V187H231ZM254 188H256V187H254ZM257 188L259 189V186H257ZM257 188H256V189H257ZM262 188H263V187H262ZM1 189H2V188H1ZM10 189H11V188H9V190H10ZM18 189H20V188H18ZM18 189H17V191H18ZM50 189H51V188H50ZM61 189H62V188H61ZM65 189H66V188H65ZM78 189H80V188H78ZM101 189H102V188H101ZM136 189L138 190V188H136ZM136 189H135V190H136ZM139 189H140V187H139ZM142 189H143V188H142ZM170 189H172V188H170ZM203 189H204V188H203ZM217 189H218V188H217ZM220 189H221V188H220ZM232 189H233V188H232ZM234 189H233V190H234ZM251 189H252V188H251ZM251 189H248V190H251ZM3 190H4V188H3ZM59 190H60V189H59ZM82 190H84V189H82ZM99 190H100V189H99ZM103 190H104V189H103ZM135 190H134V191H135ZM144 190H145V189H144ZM180 190H181V189H180ZM194 190H195V189H194ZM213 190H214V189H213ZM233 190H232V191H233ZM235 190H234V191H235ZM238 190H239V191H238ZM260 190H261V189H259V191L256 190V193H257V192H260ZM55 191H57V190H55ZM84 191H85V190H84ZM119 191H120V190H119ZM124 191H125V190H124ZM181 191H182V190H181ZM191 191H193V189H192ZM221 191H222V190H221ZM224 191H225V190H224ZM234 191H233V193H235ZM243 191H244V189H242V192H243ZM245 191H247V190H245ZM252 191H254V190H252ZM262 191H264V190H262ZM15 192H16V191H15ZM59 192H60V191H59ZM62 192H64V191H63V190L61 191V195H62ZM82 192H83V191H82ZM189 192H190V190H189ZM219 192H220V191H219ZM3 193H4V192H3ZM16 193H17V192H16ZM18 193H19V192H18ZM24 193H25V191H24ZM45 193H47V192L45 191ZM64 193H65V192H64ZM113 193H114V192H113ZM134 193H135V192H134ZM246 193H248V191H247ZM246 193H241V194H243V195H241V196L244 197ZM250 193H251V191H250ZM256 193H255V196H256ZM97 194H98V193H97ZM106 194H107V192H106ZM109 194H111V193H109ZM121 194H122V192H121ZM191 194H192L193 197L197 196V194L195 195L194 192L191 193ZM217 194H218V193H217ZM224 194H225V193H224ZM238 194H239V193H238ZM252 194H253V193H252ZM252 194H251V195H252ZM0 195H1V194H0ZM3 195H4V194H3ZM27 195H29V194H27ZM116 195H117V194H116ZM187 195H188V194H187ZM226 195H227V194H226ZM239 195H240V194H239ZM239 195H238V196H239ZM31 196H29V198H30ZM64 196H65V195H64ZM81 196H82V195H81ZM100 196H101V195H100ZM110 196H111V195H110ZM132 196H133V195H132ZM138 196H139V195H138ZM146 196H147V195H146ZM217 196H218V195H217ZM241 196H240L239 198H238V197H237V198L241 200ZM249 196H250V195H249ZM255 196L253 195V200H254L253 203H254V204L251 203L252 201H251V202L248 201L249 204H247V206L249 205V206H248L249 211H250L251 208H254V210H255V207L257 208L258 206H262V205H261V204H262L261 200L259 199V201H258V200H257L258 197L256 196V197H257V199H256ZM260 196H261V194H260ZM260 196H259V197H260ZM24 197H26V196L24 195ZM77 197H78V196H77ZM102 197H103V196H102ZM147 197H148V196H147ZM169 197H170V196H169ZM188 197H190V198L192 199V201H191V203H192V202L194 201V200H193L194 198H192L190 195H188ZM197 197L199 198V200L194 201L196 204L194 205V203H193V204H192L193 206L191 205V206H189V207H194V206H195V208H193V209H195V210H196V208H197L196 211H193V212H194V215L196 214L195 217H197V216L199 217V218L197 217L199 220L196 218V219L198 220L197 223H199V225L201 226L200 222L203 220V223H204V224L202 223L203 226H204L203 228H205V229L208 228L209 232L212 231L211 234H209L208 231H206V234H205L206 237H208L209 242L212 243L211 246H212L213 248H215L216 245H217V246L219 245V248L222 247L223 244H224V247H225V248H226V246H227L226 249H227V252H228V253L225 252V255H223L224 251H226L225 248H224V249H223V248H220V249L217 251L218 247H216V248H215L216 251H214L213 253H215V252L217 253V252H218V253H217V255H218L219 253H221V250H222V249H223V250H222L223 253H221L222 255L219 254V257H221V256H223V257H227V255L230 254V253H229L230 250H231V254L234 253V252L232 251L233 248H232V249H229V245H231L234 241H235V243L238 245V242H236L237 238H235V237H237V234L240 233V232L237 231V228H239V225H240V223H242V221L239 222V225H238L235 221H234L235 224L233 225V223L230 222V219H229V220L227 219V220H228L229 223H231V224H228L225 220H224L225 222L223 221V222L220 223V221L224 218V217H223V214H225V213H223V212H224L223 209H221V208L219 207V204H220V203H219L218 206H217V207H218V208H217V212H214V211H216V209H215V210L213 209V208L215 207V205H214V202H215V201L213 202V207H212V209H213L212 211H213V212H212V214H210V211H208L209 208H206V207H205L206 204H207V202H205L206 204L204 203V200H205V199H204V200H203V199L201 200L200 196H197ZM201 197H202V196H201ZM227 197H228V196H227ZM246 197H247V195H246ZM246 197H245V198H246ZM250 197H252V196H250ZM107 198H108V197H107ZM141 198H142V197H141ZM195 198H196V197H195ZM206 198H207V197H206ZM222 198H223V197H222ZM237 198H235V200H231V201H229V202H230V203H231V202L233 203V201H236ZM245 198H244V199L242 198V200H244V202H246V199H245ZM261 198H263V197H261ZM30 199H31V198H30ZM104 199H105V198H104ZM131 199H132V198H131ZM133 199H134V198H133ZM137 199H138V198H137ZM169 199H170V198H169ZM191 199H189V200H191ZM196 199H197V198H196ZM196 199H195V200H196ZM230 199H231V198H230ZM238 199H237V201H239ZM248 199H249V198H248ZM255 199H256V201H255ZM24 200H25V199H24ZM24 200H23V201H24ZM33 200H32V202H34ZM99 200H100V199H99ZM101 200H102V199H101ZM140 200H141V199H140ZM187 200H188V198H187ZM189 200H188V201H189ZM200 200H201V202H200ZM223 200H224V199H223ZM242 200H241L240 202L244 203ZM250 200H251V199H250ZM263 200H264V199H263ZM52 201H53V200H52ZM90 201H91V200H90ZM93 201H94V200H93ZM111 201H112V200H111ZM138 201H139V200H138ZM170 201H171V200H170ZM224 201H226V200H224ZM44 202H45V201H44ZM114 202H115V201H114ZM127 202H128V201H127ZM175 202H176V201H175ZM198 202H200V203H198ZM211 202H212V200H211ZM227 202H228V201H227ZM255 202H256V203H255ZM258 202H260L261 204L258 205V204H259ZM29 203H30V202H29ZM35 203H36V202H34V204H35ZM45 203H46V202H45ZM115 203H116V202H115ZM136 203H137V202H136ZM202 203L205 204V205H203ZM232 203H231V204H232ZM242 203H241V205H242ZM257 203H258V204H257ZM37 204H38V202H37ZM37 204H36V205H37ZM81 204H82V203H81ZM209 204H211V203H209ZM222 204L226 205L225 202H223ZM227 204H228V203H227ZM233 204H234V203H233ZM235 204H236V203H235ZM244 204H245V203H244ZM87 205H88V204H87ZM189 205H190V203H189ZM201 205H202V206H201ZM229 205H230V204H229ZM238 205H239V204H237L236 206H238ZM252 205H253L254 207H251V208H250V206H252ZM29 206H30V205H29ZM34 206H35V205H34ZM211 206H212V205H211ZM233 206H234V205H233ZM244 206H246V205H243L242 207L244 208ZM37 207H38V206H37ZM37 207H36V208H37ZM45 207L48 209L49 206L47 207V204H46ZM89 207H90V206H89ZM202 207H203V208H202ZM222 207H223V206H222ZM24 208H25V207H24ZM43 208H44V207H43ZM147 208H148V207H147ZM184 208H185V207H184ZM204 208H205V209H204ZM215 208H216V207H215ZM236 208H238V207H236ZM246 208H247V207H246ZM248 208H247V209H248ZM261 208H262V207H261ZM44 209H45V208H44ZM44 209H43V210H44ZM57 209H58V208H57ZM74 209H75V208H74ZM180 209H181V208H180ZM186 209H188V208H186ZM193 209H192V210H193ZM239 209H240V208H239ZM244 209H245V208H244ZM37 210H38V209H37ZM41 210H42V209H41ZM184 210H185V209H184ZM190 210H191V209H190ZM219 210H220V211H219ZM228 210H229V208H228ZM234 210L236 211V209H234ZM254 210H251V212H252V211L254 212ZM256 210L260 211L261 209H260V208H257ZM47 211H48V210H47ZM197 211H198V213H197ZM221 211H223V212H222L223 214L220 215L218 212L221 213ZM258 211H257V214H258ZM33 212H34V211H33ZM42 212H44V211H42ZM42 212H41V213H42ZM45 212H46V211H45ZM188 212H189V211H188ZM191 212H192V211H191ZM195 212H196V213H195ZM240 212H241V211H240ZM246 212H247V211H246ZM253 212H252V214L255 213V214L253 215V217H254L253 219H254V220L258 219V218L255 216V215H257L256 212H254V213H253ZM1 213H2V212H1ZM38 213H39V212H38ZM179 213H180V211H179ZM215 213H216L215 218L218 216V214H219L218 218H221V216H222V219H219V223H220V225H219V223H218V218H217V221H216V219H215L214 216H213V215H215ZM217 213H218V214H217ZM226 213H227V212H226ZM30 214H33V213H30ZM191 214L193 215V213H191ZM191 214H189V215L191 216ZM236 214H237V213H236ZM249 214H250V213H249ZM260 214H261V213H260ZM1 215H2V214H1ZM22 215L24 216V214H22ZM28 215H29V214H28ZM36 215H37V214H36ZM225 215H226V214H225ZM225 215H224V216H225ZM263 215H264V214H263ZM33 217H34V216H33ZM43 217H44V216H43ZM69 217H70V216H69ZM69 217H68V218H69ZM74 217H75V216H74ZM191 217H192V216H191ZM193 217H194V216H193ZM195 217H194V219H195ZM211 217H213L215 220H214V219L211 220V219H210ZM227 217H228V216H227ZM243 217H244V216H243ZM250 217H251V216H250ZM255 217H256V218H255ZM260 217L262 218V216H260ZM47 218H48V217H47ZM47 218H46V219H47ZM52 218H53V217H52ZM230 218H231V217H230ZM247 218H248V217H247ZM27 219H28V218H27ZM33 219H34V218H33ZM59 219H60V218H59ZM200 219H201V221H200ZM225 219H226V218H225ZM14 220H15V219H14ZM22 220H23V222L25 223V221H24L23 218H22ZM29 220H30V219H29ZM53 220H54V218H53ZM62 220H63L62 223H60L61 220H60V221L54 220V222L57 221V223H58L59 225L55 227V230H53V232H52V236H49V237H51V238H48V239H50V240H48L47 245L49 246V249L53 252V254H55L56 256L59 257V260H61V261H60L61 263L64 262V264H68V263L71 262V261L69 262V260L71 259V255L74 256V253L71 254V253L73 252V249H74V248L71 249L70 243H68V242H70V240L68 241L67 238L70 239V238L72 237L71 235L74 234L73 232H75V231L77 230V227H75V226L73 225V222H75V221H73V220L70 219V218L68 219V222L64 221V219H62ZM70 220H72V222H71ZM78 220H79V219H78ZM169 220H170V219H169ZM189 220H190V219H189ZM206 220H207V221H206ZM209 220H211V223H209ZM235 220H236V217H235ZM245 220H246V219H245ZM254 220H253V222H254ZM49 221H50V220H49ZM49 221H48V224L51 223V222H49ZM69 221H70V222H69ZM247 221H248V220H247ZM258 221H259V220H258ZM258 221H257V224L254 223V224L256 225L257 232H255L256 229L254 228L255 230H250V231H249V232H250V235H251V232H252V233H253V232H255V233L260 232V231H259L260 224L258 223ZM263 221H264V220H263ZM263 221H261L262 224H264ZM54 222H52V226H54V225L57 224V223L55 224ZM119 222H120V221H119ZM136 222H137V221H136ZM168 222H169V221H168ZM171 222H172V221H171ZM191 222H192V221H191ZM249 222H250V221H249ZM251 222H252V221H251ZM251 222H250V223H251ZM134 223H135V222H134ZM150 223H151V221H150ZM205 223H206V224H205ZM208 223H209V224H208ZM222 223H225V224L227 223V226L223 224L224 227H225L223 230H229V229H227V228H229V227L232 228V225H233V230H234V227L237 226L236 229L234 230L235 232H232V231H231L232 233H234V235L232 234L233 236H229V237H228V236L226 235V231H223V230H222V228H223ZM244 223H245V222H244ZM247 223H248V222H247ZM53 224H54V225H53ZM71 224L73 225V226H72L73 229H74L73 232H71V230H70V228L72 229V227H70ZM75 224L77 225V223H75ZM106 224H107V223H106ZM172 224H173V223H172ZM174 224H175V223H174ZM177 224H178V223H177ZM252 224H253V223H252ZM262 224H261V225H262ZM28 225H29V221H28ZM86 225H87V224H86ZM110 225H111V224H110ZM167 225H169V224H167ZM195 225H196V224H195ZM205 225L207 226V228H206ZM228 225H231V226L228 227ZM244 225H245V224H244ZM244 225H243V227H244ZM257 225H258L259 228H257ZM47 226H48V225H47ZM49 226H50V224H49ZM49 226H48V227H49ZM78 226H79V224H78ZM90 226H92V225H90ZM97 226H98V225H97ZM100 226H101V225H100ZM116 226H117V225H116ZM164 226H165V225H164ZM249 226H250V225H249ZM249 226H248V227H249ZM263 226H264V225H263ZM7 227H8V226H7ZM18 227H19V226H18ZM168 227H169V226H168ZM193 227H194V226H193ZM226 227H227V228H226ZM51 228H53V227H51ZM83 228H84V227H83ZM87 228H88V227H87ZM94 228H95V227H94ZM160 228H161V227H160ZM173 228H174V227H173ZM173 228H172V229H173ZM177 228H178V227H177ZM203 228H201V231H204ZM252 228H253V227H252ZM263 228H264V227H263ZM95 229H96V228H95ZM155 229H156V228H155ZM194 229H195V228H194ZM196 229H197V228H196ZM199 229H200V228H199ZM247 229H248V228H247ZM247 229H246V231H247ZM249 229H250V228H249ZM260 229H262V228H260ZM4 230H5V229H4ZM45 230H46V229H45ZM79 230H80V229H79ZM81 230H82V229H81ZM81 230H80V231H81ZM112 230H113V229H112ZM159 230H160V229H159ZM210 230H211V231H210ZM231 230H232V229H231ZM10 231H11V228H10ZM18 231H19V230H18ZM50 231H52V229H51ZM133 231H134V230H133ZM197 231H198V230H197ZM229 231H230V230H229ZM243 231H244V229H243ZM3 232H4V231H3ZM5 232H6V231H5ZM86 232H87V231H86ZM118 232H119V231H118ZM135 232H136V231H135ZM135 232H134V233H135ZM173 232H174V230H173ZM223 232H225V233H223ZM231 232H229V234H231ZM236 232H238V233L235 234ZM249 232H248V233H249ZM46 233H47V232H45V234H46ZM48 233H49V232H48ZM70 233H72V234L70 235ZM102 233H103V232H102ZM145 233H146V232H145ZM207 233H208V234H207ZM243 233L245 234V231L242 232V234H243ZM248 233H246V234H248ZM260 233H261V232H260ZM262 233H263V232H262ZM0 234H1V233H0ZM5 234L7 235V233H5ZM39 234H40V233H39ZM49 234H50V233H49ZM75 234H76V233H75ZM77 234H79V233L77 232ZM83 234H84V233H82V235H83ZM97 234H98V233H97ZM173 234H174V233H173ZM224 234H225L226 236H225ZM244 234H243V237H244V236H245V237H248V236H249V235L246 236V235H244ZM253 234H254V233H253ZM6 235H5V237H6ZM12 235H13V233H12ZM67 235H68L69 237H67ZM82 235L80 234V235H79V238H80ZM85 235H90V234L85 233ZM93 235L96 236L95 234H93ZM93 235H90V236H93ZM101 235H102V234H101ZM123 235H124V234H123ZM125 235H126V234H125ZM135 235H136V234H135ZM174 235H175V234H174ZM203 235H204V234H203ZM208 235H209V236H208ZM235 235H236V236H235ZM258 235H261V234L258 233ZM70 236H71V237H70ZM77 236H78V235H76L75 237H77ZM94 236H93V237H94ZM114 236H115V235H114ZM121 236H122V233H121ZM136 236H137V235H136ZM240 236H241V234H240ZM16 237H17V236H16ZM16 237H15V239H17ZM73 237H74V235H73ZM75 237H74V238H75ZM83 237H84V235H83ZM83 237H82V238H83ZM88 237H89V236H88ZM124 237H125V236H124ZM142 237H143V236H142ZM151 237H153V236H151ZM169 237H170V235H169ZM206 237H205V238H206ZM225 237H228V238H225ZM243 237H242V238L240 237V241H241V239H242V241H243ZM245 237H244V238H245ZM255 237H256V236H255ZM263 237H264V236H263ZM12 238H13V237H12ZM74 238H73V239H74ZM79 238H78V240H79ZM96 238H97V237H96ZM98 238H99V237H98ZM115 238H117V237H115ZM125 238H126V237H125ZM154 238H155V237H154ZM175 238H176V237H175ZM233 238H235V240H234ZM258 238H260V236H259ZM71 239H72V238H71ZM73 239H72V240H73ZM75 239H76V238H75ZM75 239H74V240H75ZM90 239H91V237H90ZM99 239H100V238H99ZM117 239H118V238H117ZM117 239H116V240H117ZM132 239H133V238H132ZM203 239H204V238H203ZM208 239H206V240H208ZM6 240H7V239H6ZM13 240H14V239H13ZM13 240H12V242H13ZM85 240H86V238H85ZM118 240H119V239H118ZM142 240H143V239H142ZM153 240H154V239H153ZM218 240H219V241H218ZM232 240H234V241H233L231 244H229L230 241H232ZM257 240H258V239H257ZM16 241H17V240H16ZM18 241H19V240H18ZM75 241H76V240H75ZM90 241H92V240H90ZM100 241H101V239H100ZM119 241H120V240H119ZM128 241H129V240H128ZM135 241H136V240H135ZM137 241H138V240H137ZM198 241H199V240H198ZM217 241H218L220 244H218ZM237 241H238V240H237ZM240 241H239V243H240ZM242 241H241V242H242ZM259 241H260V239H259ZM81 242H82V241H81ZM86 242H87V241H86ZM98 242H99V240H98ZM195 242H196V240H195ZM205 242H206V241H205ZM205 242H204V243H205ZM209 242H208V244H209ZM222 242H223V243H222ZM243 242H244V241H243ZM14 243H15V242H14ZM18 243H19V242H18ZM32 243H33V242H32ZM78 243H79V242H78ZM90 243H91V242H89V244H90ZM93 243H94V242H93ZM93 243H91L92 246H93ZM130 243H132V242H130ZM189 243H190V242H189ZM198 243H199V242H198ZM198 243H197V244H198ZM200 243H201V242H200ZM200 243H199V244H200ZM204 243H203V241H202V244H204ZM235 243H233V244H235ZM262 243H263V242H262ZM15 244H16V243H15ZM75 244H76V243H75ZM96 244H98V243H96ZM99 244H100V243H99ZM99 244H98V245H99ZM128 244H129V243H128ZM139 244H140V243H139ZM202 244H201V245H202ZM206 244H207V242H206L204 245H206ZM227 244H228V245H227ZM246 244H248V243H246ZM250 244H251V243H250ZM255 244H256V243H255ZM47 245H46V248H48ZM85 245H87V244H85ZM94 245H95V244H94ZM204 245H203V246H204ZM221 245H222V246H221ZM225 245H226V246H225ZM252 245L254 246V244H252ZM257 245H258V244H257ZM257 245H256V246H257ZM88 246H89V245H88ZM207 246L209 247L210 245H206V246L204 247V249L207 250V248H208ZM214 246H215V247H214ZM234 246H235V245H234ZM239 246H240V245H239ZM241 246H242V245H241ZM244 246H245V245H244ZM249 246H250V245H249ZM17 247H18V246H17ZM42 247H43V246H42ZM198 247L200 248V245L197 246V251H198ZM206 247H207V248H206ZM212 247H210V248H212ZM231 247H233V245H231ZM237 247H238V246H236V248H237ZM254 247H255V246H254ZM254 247H253V248H254ZM87 248H88V247H87ZM93 248H94V247H93ZM130 248H131V247H130ZM210 248H208L209 251H210ZM213 248H212V249H213ZM236 248L234 247V249H236ZM240 248H241V247H239V249H240ZM251 248H252V247H251ZM263 248H264V247H263ZM17 249H18V248H17ZM19 249H21V248H19ZM75 249H76V246H75ZM75 249H74V251H75ZM134 249H135V248H134ZM201 249H203L202 246H201ZM204 249H203V251H204ZM215 249H213V250H215ZM234 249H233V250H234ZM237 249H238V248H237ZM241 249H243V247H242ZM107 250H108V249H107ZM110 250H111V249H110ZM112 250H113V249H112ZM143 250H144V248H143ZM206 250H205V251H206ZM208 250H207V252H209ZM213 250H211V252H212ZM228 250H229V251H228ZM244 250H245V249H244ZM244 250H243V251H242V250H239V251L237 250V252L242 251V255H241V256H243V252H244ZM21 251H22V250H21ZM39 251H40V250H39ZM88 251H89V250H88ZM93 251H94V249H93ZM113 251H114V250H113ZM138 251H140V250H138ZM183 251H184V250H183ZM189 251H190V250H189ZM194 251H195V250H193V252H192V251H191V252L194 254ZM200 251H201V250L199 249V252H200ZM219 251H220V252H219ZM234 251H235V250H234ZM253 251H254V250H253ZM94 252H95V251H94ZM103 252H104V251H103ZM140 252H141V251H140ZM181 252H182V251H181ZM191 252H190V254H192ZM25 253H26V252H25ZM195 253H197V252H195ZM209 253H210V252H209ZM240 253H241V252H240ZM240 253H238V254H240ZM246 253H247V251H246ZM246 253L244 252V255H246ZM49 254H50V253H49ZM75 254H76V252H75ZM136 254H137V253H136ZM149 254H150V253H149ZM200 254H201V253H200ZM238 254H236V255L234 254V255H235V256H239ZM248 254L250 255L249 252H248ZM76 255H77V254H76ZM114 255H115V253H114ZM118 255H119V254H118ZM139 255H140V254H139ZM170 255H171V254H170ZM198 255H199V254H198ZM234 255H233V256H234ZM22 256H23V255H22ZM96 256H99V255H96ZM102 256H103V255H102ZM128 256H129V254H128ZM133 256H134V255H133ZM149 256H150V255H149ZM199 256H200V255H199ZM201 256H202V255H201ZM210 256H212L213 261L211 260L210 262H209V261H207V262H209V263L212 262V263L216 264V262H214V260H215L214 257H215V256H214V257H213V255H210ZM210 256H209V257H210ZM231 256H232V255H231ZM247 256H248V255H247ZM258 256H259V255H258ZM74 257H75V256H74ZM107 257H108V256H107ZM118 257H119V256H118ZM144 257H145V255H144ZM144 257H142V258H144ZM188 257L190 258V257H192V256L189 255ZM228 257H229V255H228ZM250 257H251V256H249V258L245 256L246 259H244V260L246 261L247 258L250 259ZM26 258L28 259V257H26ZM105 258H106V257H105ZM116 258H117V256H116ZM128 258H129V257H128ZM132 258H133V257H132ZM132 258H130V259H132ZM134 258H135V256H134ZM137 258H138V257H137ZM137 258H135V259H137ZM150 258H151V257H150ZM152 258H153V257H152ZM201 258H202V257H201ZM212 258H211V259H212ZM232 258H233V257H232ZM235 258H236V257H235ZM235 258H234V259H235ZM238 258H240V256H239ZM242 258H243V257H242ZM21 259H22V258H21ZM102 259H103V258H102ZM122 259H123V258H122ZM138 259H139V258H138ZM138 259H137V260H138ZM144 259H145V258H144ZM193 259H194V257H193ZM199 259H200V258H199ZM205 259H206V258H205ZM207 259H208V257H207ZM207 259H206V260H207ZM25 260H26V259H25ZM73 260H74V259H73ZM109 260H110V257H109ZM148 260H149V259H148ZM206 260H204V261H205V264H206ZM217 260H218V259H217ZM219 260H220V259H219ZM236 260H237V259H236ZM251 260H252V259H251ZM253 260H255V259H253ZM258 260H259V259H258ZM46 261H47V260H46ZM74 261H75V260H74ZM191 261H192V260H191ZM220 261H221V260H220ZM238 261H239V259H238ZM241 261H242V260L240 259L239 263H240ZM249 261H250V260H249ZM249 261H247V262H249ZM256 261H257V259H256ZM23 262H24V261H23ZM90 262H91V261H90ZM150 262H151V261H150ZM164 262H165V261H164ZM179 262H180V261H179ZM217 262H218V261H217ZM221 262H222V264H223L224 260H222ZM221 262H220V263H221ZM230 262L232 263L233 260L231 259ZM230 262H229V263H230ZM234 262H235V260H234ZM72 263H73V261H72ZM74 263H75V262H74ZM74 263H73V264H74ZM141 263H142V262H141ZM155 263H156V262H155ZM155 263H154V264H155ZM182 263H183V262H182ZM196 263H197V261H196ZM224 263L228 264L227 261H226V259H225V262H224ZM242 263H244V262H241V264H242ZM261 263H262V262H261ZM125 264H126V263H125ZM127 264H131V263L128 262ZM133 264H134V263H133ZM138 264H139V263H138ZM143 264H144V263H143ZM207 264H208V263H207ZM232 264H233V263H232ZM237 264H238V263H237ZM246 264H247V263H246ZM250 264H252V262H250Z\"/></svg>","mask_w":264,"mask_h":264}]
</instances>
